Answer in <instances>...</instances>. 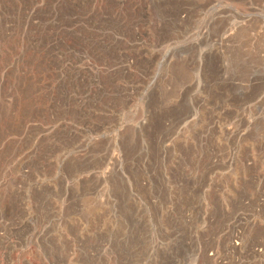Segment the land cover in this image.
Here are the masks:
<instances>
[{"label":"rangeland","instance_id":"1","mask_svg":"<svg viewBox=\"0 0 264 264\" xmlns=\"http://www.w3.org/2000/svg\"><path fill=\"white\" fill-rule=\"evenodd\" d=\"M0 264H264V0H0Z\"/></svg>","mask_w":264,"mask_h":264}]
</instances>
